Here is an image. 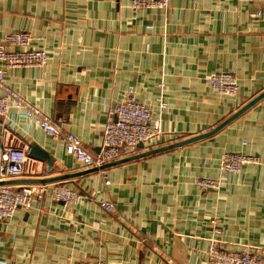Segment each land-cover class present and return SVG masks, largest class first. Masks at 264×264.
I'll return each instance as SVG.
<instances>
[{
	"label": "crops",
	"instance_id": "obj_1",
	"mask_svg": "<svg viewBox=\"0 0 264 264\" xmlns=\"http://www.w3.org/2000/svg\"><path fill=\"white\" fill-rule=\"evenodd\" d=\"M14 31L29 32L27 47L48 59L7 69L4 83L91 154L128 87L161 119L159 138L136 153L208 131L264 90V0H171L165 10L132 9L128 0H0V37ZM217 72L237 76L235 95L212 89L207 79ZM4 143L26 149L32 171L19 178L75 174L28 183H63L79 200L46 191L0 220V264H214L212 240L264 254V97L209 137L103 168L107 185L15 107L0 116V151ZM30 144L53 157L50 173L28 155ZM224 151L259 162L198 190L197 178L218 177ZM19 184L27 183L10 185Z\"/></svg>",
	"mask_w": 264,
	"mask_h": 264
},
{
	"label": "built area",
	"instance_id": "obj_2",
	"mask_svg": "<svg viewBox=\"0 0 264 264\" xmlns=\"http://www.w3.org/2000/svg\"><path fill=\"white\" fill-rule=\"evenodd\" d=\"M133 7L167 8L171 0H128ZM32 35L27 31H14L0 37V116H5L10 108H17L24 117H32L40 128L53 138L64 141L65 150L85 167H100L119 158L136 152L138 145H151L161 134L160 116H153L150 107L139 102L131 87L122 95L107 115L104 126L103 142L97 154L89 153L80 139L73 133L65 131L40 108L4 83L7 69L16 67L42 66L48 59L44 48H28ZM21 47V48H16ZM213 90L225 95H235L238 89L237 76L232 72H217L208 77ZM159 106L166 108L167 103L159 99ZM256 155L243 152L225 151L218 159L217 178L199 177L195 185L201 189H218L225 176L239 172L244 165L256 164ZM29 158L22 145L4 143L0 151V180L19 178L29 174ZM103 172V169H102ZM110 180L104 179L108 184ZM50 191L52 198L64 203H75L79 195L64 184H19L0 185V220L12 217L18 207L29 208L34 199H39ZM102 209L113 213L114 204L109 200L99 202ZM208 259L214 264H264V254L251 245L244 244L239 249L220 247L215 240L210 242ZM70 264H107L103 260L75 261Z\"/></svg>",
	"mask_w": 264,
	"mask_h": 264
},
{
	"label": "water",
	"instance_id": "obj_3",
	"mask_svg": "<svg viewBox=\"0 0 264 264\" xmlns=\"http://www.w3.org/2000/svg\"><path fill=\"white\" fill-rule=\"evenodd\" d=\"M263 97H264V90L261 91L260 93H258L253 98H251L248 102H246L244 105H242L240 108H238L236 111H234L232 114H230L228 117H226L225 119L220 121L217 125H215L211 129H209L208 131H205V132H202V133L190 136V137H186V138H183V139H180L177 141H173L171 143H168V144H165L162 146L151 148V149L139 152V153H135V154H132V155L127 156V157H123V158H119V159L107 162V163L101 165V168H105V167H108V166H111L114 164L122 163V162H125L128 160L143 157L146 155H150V154L157 153L160 151L168 150L171 148L183 146V145L195 142L197 140L209 137V136L213 135L214 133L218 132L219 130H221L224 126H226L228 123H230L232 120H234L236 117H238L240 114H242L244 111H246L248 108H250L253 104H255L257 101H259ZM139 147H142V143L139 144ZM28 155L33 157V158L45 161L47 164V166H46L47 172L50 173L52 171V162L54 159L46 151L40 149L35 144H30V150L28 152ZM93 170H96V168L95 167L89 168L87 171H93ZM76 174H78V173H76ZM74 175L75 174H61V175H57V176H53V177L37 178V179L10 178V179L0 180V185H2V184H14V183H28V182L44 183V182H51V181L66 179V178L72 177Z\"/></svg>",
	"mask_w": 264,
	"mask_h": 264
},
{
	"label": "rangeland",
	"instance_id": "obj_4",
	"mask_svg": "<svg viewBox=\"0 0 264 264\" xmlns=\"http://www.w3.org/2000/svg\"><path fill=\"white\" fill-rule=\"evenodd\" d=\"M169 4H170V3H169ZM128 5H129L132 9H142V8H146L145 6H137V7H133V6L130 5L129 1H128ZM168 6H169V5H168ZM167 8H168V7H167ZM167 8H160V9H164V10H165V9H167ZM148 9H153V8H148ZM18 48H21V47H17V49H18ZM213 74H214V73H213ZM210 76H211V75H209V77H210ZM128 88H129V87H128ZM128 88H127V89H128ZM127 89H126V90H127ZM133 91H134V90H133ZM214 91H215V90H214ZM125 92H126V91H125ZM125 92H124V93H125ZM216 92H217V91H216ZM124 93H123V94H124ZM217 93H218V92H217ZM123 94H122V95H123ZM122 95H121V97H122ZM121 97H120L117 101H119V100L121 99ZM117 101H116V102H117ZM116 102H115V103H116ZM115 103L112 105V107L110 108V110H112V108L114 107ZM110 110H109V111H110ZM108 113H109V112H108ZM107 115H108V114H107ZM49 117H50V116H49ZM51 118H52V117H51ZM52 119H53V118H52ZM106 122H107V121H106ZM105 124H106V123H105ZM104 126H105V125H104ZM103 133H104V128H103V130H102V141H101V145H102V142H103ZM178 140H180V139H178ZM101 145H100V147H101ZM142 145H143V144H142ZM143 146H145V145H143ZM146 146H147V145H146ZM149 146H150V145H149ZM138 148H139V145H138ZM138 148L136 149V152H137ZM98 152H99V151H98ZM98 152H97V153H98ZM136 152H135V153H136ZM224 152H225V151H224ZM135 153H133V154H135ZM131 155H132V154H131ZM109 162H110V161H109ZM92 168H94V167H92ZM95 168H96V171H99V172L103 175V177H104V179H105L106 177H105V175H104L103 172H102V169H103V168H101V166H100L99 168H98V167H95ZM208 178H213V179H215V178H217V177H208ZM197 179H199V178H197ZM197 179H196V180H197ZM2 180H4V179H2ZM196 180H195V181H196ZM27 184H34V183H27ZM54 184H63V183H54ZM104 184H105V183H104ZM194 184H195V183H194ZM2 185H10V184H2ZM64 185H65V184H64ZM106 185H107V184H106ZM195 186H196V185H195ZM196 188H197L198 190H200L197 186H196ZM210 189H211V188H210ZM210 189H206V190H210ZM206 190H205V189H201L200 191H206ZM211 190H212V189H211ZM215 241L217 242V240H215ZM217 244H218V242H217ZM209 245H210V244H209ZM218 245H219V244H218ZM219 246H220V245H219ZM220 247H221V246H220ZM222 248H224V247H222ZM207 251H208V250H207Z\"/></svg>",
	"mask_w": 264,
	"mask_h": 264
}]
</instances>
